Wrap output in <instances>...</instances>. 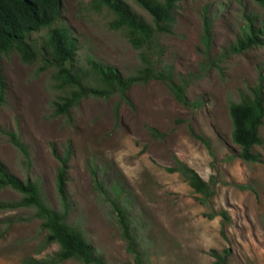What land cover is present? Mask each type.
<instances>
[{
	"label": "rangeland",
	"instance_id": "rangeland-1",
	"mask_svg": "<svg viewBox=\"0 0 264 264\" xmlns=\"http://www.w3.org/2000/svg\"><path fill=\"white\" fill-rule=\"evenodd\" d=\"M121 1L151 29L138 35V48L126 29H113L115 15L91 0H61L57 22L32 34L29 42L41 47L49 28L67 30L78 46L71 66L83 86L100 88L93 65L112 68L123 79L136 80L126 90L130 105L117 84L107 99L79 98L69 121L55 115L54 104L69 86L55 79L54 68L43 69L40 58L25 64L15 51L0 56L5 99L0 163L21 182L38 184L47 205L58 209L59 162L53 150L64 156L69 148V222L109 264L135 263L92 171L108 196L126 209L146 264H213V249L231 251L227 264H264V118L259 129L263 144L251 150L260 161L252 163L240 157L232 141L229 114V104L240 102L259 83L264 95V35L260 46L231 51L248 24L261 27L263 8L254 0H182L166 33L156 30L134 0ZM205 20L211 23L209 41L204 39ZM172 83L199 107L182 105ZM189 126L209 141L210 149L190 134ZM151 129L161 136L155 138ZM10 134L27 147L29 160ZM177 160L215 192L206 203L183 176L167 171L177 167ZM20 200L12 188L0 189V204ZM40 223L33 209L0 210V264L43 260L59 250L55 243L40 249L46 236Z\"/></svg>",
	"mask_w": 264,
	"mask_h": 264
},
{
	"label": "trees",
	"instance_id": "trees-1",
	"mask_svg": "<svg viewBox=\"0 0 264 264\" xmlns=\"http://www.w3.org/2000/svg\"><path fill=\"white\" fill-rule=\"evenodd\" d=\"M144 8L151 16L156 30L159 32H169L168 27L173 20V13L182 0H134ZM264 10V0H254ZM97 6L108 9L115 15L112 22L113 29H126V36L130 43L137 47L141 43L140 34L151 31L150 27L123 3L121 0H91ZM61 11V0H0V56L17 52L20 59L25 64H33L37 58L43 62V69L54 68L55 79L64 81L69 86V93L58 97L55 102V115L64 116L72 121L71 114L73 106L81 97L92 96L95 98L107 99L111 97L120 87V95L130 105L126 90L136 80L123 79L114 69L102 65H93L92 69L95 80L99 82L100 88H88L80 81L79 73L75 72L71 66L78 46L71 34L61 28H49L45 42L39 47L36 42H29L32 34L45 28L53 26L59 19ZM210 22H204V39L209 41ZM243 37L238 39L232 46L231 51L235 53L245 52L255 46L263 44L261 35H264V17L260 28L255 29L253 23L246 26ZM162 78V75L156 78ZM173 95L187 108L192 106L198 108L200 103H190L187 101L185 91L176 84H171ZM4 85L1 82L0 70V106L5 102ZM118 106L116 107V119ZM229 114L232 120L231 138L235 145L240 148V157L246 162H258L260 156L252 153L254 146H261L263 140L259 134V129L263 125L264 118V95L261 83L250 88L249 93L243 94L238 103L229 104ZM179 122H181L179 120ZM190 134L201 141L210 149L209 141L197 135L193 128L189 126ZM152 135L159 138L156 130L151 129ZM10 141L21 150L23 156L29 160L27 147L23 145L15 134H10ZM55 157L59 162V168L55 177L56 194L59 201V208L54 209L47 205L46 200L35 182H21L11 175L0 163V189L10 187L21 195V200L16 203L0 204V210L27 208L35 211V216L41 221V230L46 232V236L41 242L40 249H44L53 243L57 244L59 250L51 257L43 260L30 259L24 264H61L68 260H74L80 264H109L101 254L89 244L82 230L69 222L72 212L67 191V173L70 152L66 149L64 156L58 155L55 150ZM212 154V153H211ZM170 173H179L189 183V185L202 195V203L211 199L215 192L210 189L199 174L193 169L185 166L177 160V167L168 168ZM94 182L101 194L106 196V200L113 209V214L118 226L121 238L126 243V250L134 257L135 264H146L147 256L139 249L137 244L136 228L128 216L126 209L118 200L108 196V191L102 185L96 171H92ZM224 220L228 221L227 212L220 213ZM213 264H227L231 255L229 249L221 252L211 250Z\"/></svg>",
	"mask_w": 264,
	"mask_h": 264
}]
</instances>
